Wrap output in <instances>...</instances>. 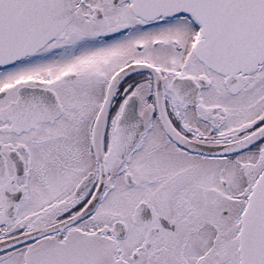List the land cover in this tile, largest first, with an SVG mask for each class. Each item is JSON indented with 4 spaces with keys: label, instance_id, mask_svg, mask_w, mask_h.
Wrapping results in <instances>:
<instances>
[{
    "label": "snow or ice",
    "instance_id": "6c2138e0",
    "mask_svg": "<svg viewBox=\"0 0 264 264\" xmlns=\"http://www.w3.org/2000/svg\"><path fill=\"white\" fill-rule=\"evenodd\" d=\"M0 264H264V0H0Z\"/></svg>",
    "mask_w": 264,
    "mask_h": 264
}]
</instances>
